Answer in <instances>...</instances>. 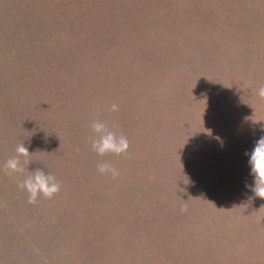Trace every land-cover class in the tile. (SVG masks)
Masks as SVG:
<instances>
[{
    "label": "rangeland",
    "instance_id": "374dc122",
    "mask_svg": "<svg viewBox=\"0 0 264 264\" xmlns=\"http://www.w3.org/2000/svg\"><path fill=\"white\" fill-rule=\"evenodd\" d=\"M261 86L264 0H0L2 264H264ZM96 120L126 155L92 150ZM37 169L61 190L29 204Z\"/></svg>",
    "mask_w": 264,
    "mask_h": 264
},
{
    "label": "clouds",
    "instance_id": "9594fccd",
    "mask_svg": "<svg viewBox=\"0 0 264 264\" xmlns=\"http://www.w3.org/2000/svg\"><path fill=\"white\" fill-rule=\"evenodd\" d=\"M260 98L264 99V86L258 90ZM110 111H118L119 106L112 104ZM94 136L90 137L92 150L99 156L103 157L109 154L116 156L126 155L130 144L125 135L118 134L109 128L107 123L96 120L90 125ZM15 155L7 159L3 165L6 174H23L25 172L24 165L29 164L27 157L31 154L25 144L22 142L15 148ZM250 156L249 164L251 174L254 177V185L250 186V190L256 197L264 199V136L260 137L251 153H246ZM21 157L24 160H21ZM97 170L101 174H111L112 178L120 175L119 171L110 163L101 161L97 165ZM21 190H26L28 194V203L36 204L39 197L52 199L59 194L61 184L56 177L50 172L45 174L41 169H37L27 175L19 184Z\"/></svg>",
    "mask_w": 264,
    "mask_h": 264
},
{
    "label": "trees",
    "instance_id": "16d2710c",
    "mask_svg": "<svg viewBox=\"0 0 264 264\" xmlns=\"http://www.w3.org/2000/svg\"><path fill=\"white\" fill-rule=\"evenodd\" d=\"M115 21L117 22V20L115 19H108V17H104V18H102V19H100V21L99 22H101L100 23V26H101V28H103V29H107V28H110V29H112L113 30V33L114 32H119V31H117V26H116V23H115ZM119 22V21H118ZM113 28H115V29H113ZM124 28V27H123ZM126 29H127V27L125 28V29H121L120 30V32H123V30L124 31H126ZM8 43H9V45L11 46V48H10V46H8V48L9 49H16V47H19L20 45V43H21V41H19V39H17V42L15 41L14 43H11L10 41H8ZM22 48H24V47H22ZM25 49V48H24ZM11 50V51H12ZM78 51H80V52H82V50H78ZM85 51V50H84ZM91 53V51H85L84 52V55H88V54H90ZM96 76V75H95ZM92 78H93V75H92ZM0 264H2V259L0 260Z\"/></svg>",
    "mask_w": 264,
    "mask_h": 264
}]
</instances>
